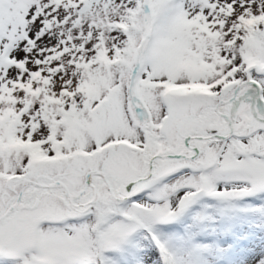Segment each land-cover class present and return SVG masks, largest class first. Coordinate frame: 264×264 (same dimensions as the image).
Wrapping results in <instances>:
<instances>
[{
    "label": "snow or ice",
    "instance_id": "snow-or-ice-1",
    "mask_svg": "<svg viewBox=\"0 0 264 264\" xmlns=\"http://www.w3.org/2000/svg\"><path fill=\"white\" fill-rule=\"evenodd\" d=\"M0 264H264V0H0Z\"/></svg>",
    "mask_w": 264,
    "mask_h": 264
}]
</instances>
